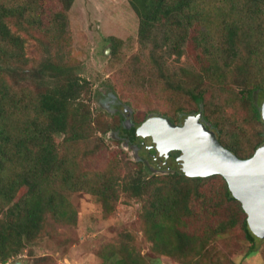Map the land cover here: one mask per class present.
<instances>
[{
	"label": "trees",
	"instance_id": "16d2710c",
	"mask_svg": "<svg viewBox=\"0 0 264 264\" xmlns=\"http://www.w3.org/2000/svg\"><path fill=\"white\" fill-rule=\"evenodd\" d=\"M74 1L0 0V210L7 207L0 217V258L4 262L21 251L26 240L40 234L50 217L58 222L76 220L77 210L66 191L97 195L104 210L112 211L118 198L112 169L83 170L79 161L81 151L89 156L100 150L102 139L92 148L87 146L97 132L115 131L117 141L147 147L138 123L131 126L118 108H114V120L101 113L93 116L85 100L89 81L64 61L61 49L70 44L68 10ZM204 1L129 3L140 19L141 43L170 47L178 56L189 45L196 66L183 87L196 109L186 111V105L180 104L177 117L161 116L177 123L189 115H200L226 147L247 158L264 143V128L255 142L228 134L205 113V96L210 85L223 83L226 69L234 67L242 86V104L264 126V0H229L233 20L222 22L219 38L208 27ZM26 38H46L58 46V53L35 70L34 87L19 89L12 79L18 73L15 67L22 60ZM114 41L116 52L121 40ZM241 43L247 46L244 56ZM59 135L64 136L61 142ZM149 158L133 162L136 170L123 181V190L145 200L143 217L155 252L193 259L212 239L238 224L251 242L248 255L256 251L257 235L223 175L188 176L171 170L149 176ZM123 253L114 264H143L126 246ZM114 255L115 251L109 257ZM196 263L202 264V259Z\"/></svg>",
	"mask_w": 264,
	"mask_h": 264
},
{
	"label": "rangeland",
	"instance_id": "374dc122",
	"mask_svg": "<svg viewBox=\"0 0 264 264\" xmlns=\"http://www.w3.org/2000/svg\"><path fill=\"white\" fill-rule=\"evenodd\" d=\"M204 8L209 12L208 27L219 38L222 22L233 20L229 0H205ZM68 20L70 44L61 49V54L66 63L76 66L89 81L85 100L91 105L93 116L101 113L114 120L117 119L114 110L118 108L140 127L152 116L177 117L180 113L176 108L180 104L186 105V111L196 109L183 90L189 72L196 69L190 46L186 45L183 55L178 56L170 47L152 41L141 43L140 19L129 0H75L68 10ZM116 39L121 41L114 52L112 44ZM57 48L46 38H26L22 60L15 67L18 73L12 79L19 89L36 85L35 70L54 57ZM239 50L241 56L246 55L245 43H241ZM232 68L226 69L223 83L210 85L204 110L228 134L236 133L243 140L255 142L264 126L254 121L250 110L242 104L239 98L242 86ZM183 122L184 119L177 123ZM116 135L115 131L97 132L87 146L92 148L102 139L100 150L89 156L83 150L79 158L83 170L112 169L118 188L112 211L104 210L97 195L66 191L77 210L76 220L58 222L50 217L40 234L26 240L25 247L8 261L0 258V264H114L116 258L125 255L123 246L132 250L143 264H197L199 259L202 264H264V238L256 236V251L248 255L251 242L240 224L212 239L202 254H193V259L184 261L155 252L143 217L145 200L129 196L123 190V181L136 170L133 162L148 156H151L149 176L171 169L156 163L155 152L145 142L147 149L119 142ZM63 138L59 135L57 141ZM5 209L0 210V217ZM113 251L116 255L109 257Z\"/></svg>",
	"mask_w": 264,
	"mask_h": 264
},
{
	"label": "water",
	"instance_id": "95a60500",
	"mask_svg": "<svg viewBox=\"0 0 264 264\" xmlns=\"http://www.w3.org/2000/svg\"><path fill=\"white\" fill-rule=\"evenodd\" d=\"M139 134L155 152L156 163L166 169L188 176L223 175L242 203L251 230L264 238V143L252 156L241 158L197 114L187 116L182 124L166 116L149 117ZM173 150L181 153L173 155Z\"/></svg>",
	"mask_w": 264,
	"mask_h": 264
},
{
	"label": "flooded vegetation",
	"instance_id": "af4514ba",
	"mask_svg": "<svg viewBox=\"0 0 264 264\" xmlns=\"http://www.w3.org/2000/svg\"><path fill=\"white\" fill-rule=\"evenodd\" d=\"M127 116V115H126ZM128 121H129V124L131 125V126H135V122H133L132 120H130V119H128ZM138 133H139V130H138ZM125 142H127V141H125ZM128 143V142H127ZM129 144V143H128ZM176 150H173L171 153L173 154V155H176V154H180L181 152L179 151V152H175Z\"/></svg>",
	"mask_w": 264,
	"mask_h": 264
},
{
	"label": "bare ground",
	"instance_id": "6f19581e",
	"mask_svg": "<svg viewBox=\"0 0 264 264\" xmlns=\"http://www.w3.org/2000/svg\"><path fill=\"white\" fill-rule=\"evenodd\" d=\"M152 254V253H151Z\"/></svg>",
	"mask_w": 264,
	"mask_h": 264
}]
</instances>
